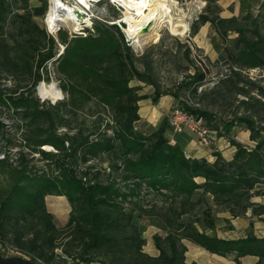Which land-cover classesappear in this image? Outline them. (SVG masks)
<instances>
[{"label": "trees", "instance_id": "1", "mask_svg": "<svg viewBox=\"0 0 264 264\" xmlns=\"http://www.w3.org/2000/svg\"><path fill=\"white\" fill-rule=\"evenodd\" d=\"M38 1L41 6L33 9L34 16H41L46 10V0ZM9 7L8 0H0V27ZM260 8L264 10V0ZM258 17L251 19L255 39H243L242 49L235 57L239 68L264 69V34L259 30ZM206 23L214 24L220 37L225 36L227 29L237 33L244 30L233 18L211 20L207 14H200L191 25L192 34ZM228 23L235 25L227 28ZM12 39L11 44H0V65L4 67L28 69L30 75L31 63L37 70L55 57V38L24 16H17L16 36ZM57 39L65 47L53 62L60 89L66 95L62 101L47 107L40 103L34 92L40 79L37 72L27 94H6L0 88V107L18 117L20 147L30 155L38 154V161L43 162V167H29L21 151L15 165L9 162L8 155L0 159V236L5 237L7 227L15 225L13 249L36 264H54L61 255L72 264H112L118 255H127L131 264H189L183 241L217 256L234 255L237 264L247 256L264 264V238L249 233L236 240L222 239L199 231L191 222L165 228L164 237L154 235L158 255L147 256L141 251L143 241L134 236L131 215L123 210L128 198L145 186L178 200L179 207L172 209L178 217L206 204L208 196L235 216L250 210L264 223V206L250 202L253 197L264 196L260 188H264V101L255 100L256 105H252L249 94L237 90V95L247 99L240 103L248 114L224 123L220 132L228 134L240 123L249 131L253 147L233 141L236 151L230 161L218 152L214 153L213 163L187 157L184 148L172 144L167 137L170 128L166 117L151 134L135 128L140 121L138 103L149 97L139 94L141 88L130 86L131 81L154 88L153 104L161 97L176 94L161 92L153 79L137 70L134 53L115 25L94 21L86 36L69 38L65 31H59ZM187 78L190 82H182L181 88L194 85L193 94L205 79L199 69ZM257 93L264 98V88H257ZM90 105L96 112L92 126L85 122L74 124ZM177 106L203 117L209 125V113L187 101H179ZM103 112L109 114L110 122H104ZM45 146L55 152L43 150ZM93 160L107 163V180H99L97 173L89 178L88 170L92 168L85 165ZM78 165H83V169L78 170ZM4 179L8 181L6 187L2 186ZM46 196L65 197L70 204L66 228L59 230L53 225L44 205ZM28 219L35 220L37 226L19 228V223ZM212 226L213 222L208 221L207 227Z\"/></svg>", "mask_w": 264, "mask_h": 264}, {"label": "rangeland", "instance_id": "2", "mask_svg": "<svg viewBox=\"0 0 264 264\" xmlns=\"http://www.w3.org/2000/svg\"><path fill=\"white\" fill-rule=\"evenodd\" d=\"M93 1H96V3L91 4L92 9L87 17L89 19L82 23L80 27L70 28L65 22L57 21L54 23L53 30H50L46 26V15L51 0H46V10L41 16L33 15V9L41 6L38 0H8L10 7L6 20L0 27V44L3 42L11 44L12 37L16 36L17 16H24L41 30L43 29L47 36L55 38L56 54L51 61L45 62L37 70L34 68V63H31L32 71L30 75L28 74V69H13L0 65V88L4 93L27 94L30 91L34 79L33 76L37 72L40 79L34 88V92L40 103L47 107L62 101L66 95L60 89V81L55 73L53 62L62 55L65 47L58 41L57 33L65 31L69 38L75 35L86 36L87 32L92 30L93 22L99 21L104 24L115 25L122 32L125 41L128 42L134 53L135 66L139 72H144L149 78L153 79L161 92L176 94L175 97L169 96L171 99L167 98L172 103L171 109L178 105L179 101H187L197 109L210 114L211 121H209V125L206 121V124L210 130H216L217 132L209 134L211 143L209 142L206 145L195 137L197 145L202 148H215L218 145L219 137L227 135L220 133L223 124L230 122L235 117L248 114L240 103L241 100L247 99L237 95V90L243 89L246 91L250 96L248 102L252 105H256L255 100L264 101V98H260L257 93V88H264V69L246 70L239 68V65L235 62V57L242 49L241 41L243 39H255V29L251 24V19L257 15H259L257 18L259 30L264 34V10L260 8L261 5L259 6L257 2L248 1L241 3L237 11L230 7L226 12L228 13V17H226V14L221 11V8L216 3L217 0H171L174 16L183 19L188 25L184 37L173 36L168 29L161 28L160 30H153L146 37L148 40L141 48H134L133 43L131 45L125 33V23L122 22L123 10L118 5L106 0ZM68 3L72 4L73 0L68 1ZM72 6L76 10H80L77 6ZM200 14H207L211 20L215 18L230 20L233 18L237 20V24L243 26L244 30L241 33H237L234 30L227 29L225 31L223 29L225 36L220 37L216 32L215 25L206 23L199 27L197 33L193 35L191 25L198 19ZM234 25L233 23H228L227 28H232ZM156 34L157 36H155ZM195 69H199L204 74L205 79L201 85L197 86L196 93L193 94L194 85L190 88H184V86L181 88V83H189L190 80L187 76L193 75ZM43 85L47 89L55 87L61 93V96L59 98H42L39 90ZM130 86H139L141 89L148 88L152 95L154 92L152 86L135 79L130 82ZM140 91L138 92L139 94L141 93ZM152 95L150 96L153 97ZM171 109L169 110L171 111ZM101 115L104 122H110L109 114H104L103 112ZM164 117L166 116L161 117L153 125L142 121L140 118L135 128L144 134H151L158 128ZM17 118L11 110L0 107V159L3 158V155H8L9 162L15 165L21 151L24 158L28 160L29 167H43V162L38 161V154L30 155L27 150L20 147L22 131ZM77 118L74 124L78 125L85 122L88 127H91L96 119L95 107L90 105L85 113H82ZM256 121L260 122V119L256 118ZM261 125L262 123H258V126ZM62 130L64 131V129ZM244 130H246L244 125L236 123L230 131H233L242 140ZM169 132L173 134L172 130ZM232 142L233 140H230L231 145ZM42 149L55 152L49 146L42 147ZM214 153L216 152H213L212 156H214ZM85 166L92 168L88 170L90 179L96 173L99 174L97 178L99 177L98 179L101 181L107 180L110 176L107 163L93 160ZM81 169H83V165H78V170ZM197 181L201 182L199 179ZM7 184L8 181L4 179L2 186L6 187ZM260 188L264 190L263 187ZM205 200L207 203L197 208L193 213L178 217L173 214V210L179 207L178 200H174L169 194L156 193L142 186L141 189L134 192L132 197L128 198L123 205V210L131 215L130 224L134 236L144 243L141 249L142 253L150 257L158 255L153 242L154 235L164 237L166 235L165 228H171L177 223L187 224L191 222L199 231H206L207 234L212 232L213 235H217L216 228L222 233L221 235L223 233L229 235L232 230L231 235L234 237L244 236L246 232H255L257 236L264 235V223L260 221L258 216L253 215L250 210L235 216L223 204L215 203L210 197L206 196ZM250 202L264 206V196L253 197ZM44 205L46 211L52 216V223L55 228L59 230L66 228L71 212V206L66 198L46 196ZM262 217L264 218V215ZM210 220L213 222V226L207 227ZM34 223L35 220L28 219L26 222H20L19 228H24L25 225H27V228H34L37 226H34ZM14 226L7 227L5 237L2 238L0 236V260L3 262L19 261L31 263L29 256L20 254L13 249L14 235L12 231L15 228ZM208 228L213 229L210 230ZM59 243L61 244V242ZM183 243L192 249H187V254H185L186 262L189 264L193 263L191 262L193 258L199 260L200 251H198V248L194 249L191 247L190 244H187L188 241H183ZM56 252L60 254V250ZM201 254L203 253L201 252ZM110 258L111 256L106 258V260H110ZM117 258L116 260L113 259L112 264H131V260L127 255L125 257L118 255ZM54 264H72V262L66 256L61 255V257L55 259Z\"/></svg>", "mask_w": 264, "mask_h": 264}, {"label": "bare ground", "instance_id": "3", "mask_svg": "<svg viewBox=\"0 0 264 264\" xmlns=\"http://www.w3.org/2000/svg\"><path fill=\"white\" fill-rule=\"evenodd\" d=\"M68 1L70 0H51L46 15V26L50 30H53L54 23L57 21L65 22L70 28L80 27L82 23L89 19L87 17L92 9L91 4L96 3L93 0H73V3L69 4ZM106 1L118 5L123 10L122 22L125 23V33L128 39L132 40L134 48H141L145 45L148 40L146 37L153 30L166 28L173 36L178 37H184L187 32V23L183 19L176 18L172 13L171 0ZM72 5L77 6L80 10H76ZM39 92L41 97L45 99L61 96V93L55 87L47 89L43 85L40 87Z\"/></svg>", "mask_w": 264, "mask_h": 264}, {"label": "crops", "instance_id": "4", "mask_svg": "<svg viewBox=\"0 0 264 264\" xmlns=\"http://www.w3.org/2000/svg\"><path fill=\"white\" fill-rule=\"evenodd\" d=\"M248 1H252V2L255 1L258 3L259 6L263 3V0H217L216 3L221 8V11L226 14V17H228L227 16L228 13L226 12L230 7L233 8L235 11H237L240 8L241 3L243 4L244 2H248ZM140 92H141L140 94L147 95L148 97L152 95V92L148 88H142ZM167 98L171 99V97L169 96H164V97H161L154 104L151 102V99H152L151 96L146 100L140 101L138 103V106H139L138 114L141 120L146 121L150 123L151 125H153L161 117H163L164 115L166 116L170 111L169 109H171L172 107V103L169 102ZM243 133H244V136L241 140L238 138L236 134L233 133V131H230L225 137H222V136L219 137L218 145L212 149L202 148L201 146L197 145L195 136L187 131L180 135H173L171 134V132L168 131L167 137L172 139L175 143L180 144L184 148L188 157L196 158V159L204 158L207 161L213 163L215 160V157L212 156L213 152L220 153L223 159H225L226 161H230L232 159V155H234L235 153V148L233 147V145H231L230 140L238 142L244 145L245 147H248V146L249 148L253 147V142L250 141L249 139V131L244 130ZM216 231H217L216 236L218 238L228 239V240L244 238L249 233H252L256 238L264 237V235L257 236L255 232L254 233L246 232L244 236L234 237L233 235H231L232 230L230 231L229 235H226L225 233L221 235L222 233L219 232L218 228H216ZM210 235H213V233L211 232ZM187 244H190L191 247H193L194 249L198 248V251H200V259L198 260L196 258H193L191 260V262L195 264H237L235 261L234 255H228L226 257H221V256L211 254L190 242H188ZM186 247L189 250L191 249L189 248L190 246L186 245ZM201 252L203 254H201ZM257 261L258 259L256 257L247 256V257H243L239 259V264H257Z\"/></svg>", "mask_w": 264, "mask_h": 264}, {"label": "built area", "instance_id": "5", "mask_svg": "<svg viewBox=\"0 0 264 264\" xmlns=\"http://www.w3.org/2000/svg\"><path fill=\"white\" fill-rule=\"evenodd\" d=\"M185 102V101H184ZM168 126L173 135H179L184 132H189L199 139L201 143H211L209 134L214 131L210 130L206 124V120L199 116L192 114L180 106H175L170 113L166 115ZM171 143L174 141L171 139Z\"/></svg>", "mask_w": 264, "mask_h": 264}, {"label": "water", "instance_id": "6", "mask_svg": "<svg viewBox=\"0 0 264 264\" xmlns=\"http://www.w3.org/2000/svg\"><path fill=\"white\" fill-rule=\"evenodd\" d=\"M130 43H131V45H132V40H130ZM0 264H36V263H33V262H31V263H23V262H19V261H7V262H3V261H1L0 260Z\"/></svg>", "mask_w": 264, "mask_h": 264}]
</instances>
